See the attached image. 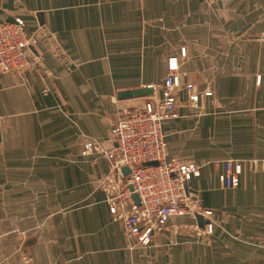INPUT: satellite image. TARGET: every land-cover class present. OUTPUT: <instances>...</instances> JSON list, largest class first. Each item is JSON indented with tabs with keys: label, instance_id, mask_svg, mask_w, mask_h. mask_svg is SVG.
<instances>
[{
	"label": "crops",
	"instance_id": "1",
	"mask_svg": "<svg viewBox=\"0 0 264 264\" xmlns=\"http://www.w3.org/2000/svg\"><path fill=\"white\" fill-rule=\"evenodd\" d=\"M15 17L39 61L0 73V264H264V0H0ZM169 57L191 88L162 124L166 160L205 161L187 184L214 228L175 217L141 246L110 214L103 152L145 100L117 92H157ZM225 158L258 160L225 188Z\"/></svg>",
	"mask_w": 264,
	"mask_h": 264
},
{
	"label": "built area",
	"instance_id": "2",
	"mask_svg": "<svg viewBox=\"0 0 264 264\" xmlns=\"http://www.w3.org/2000/svg\"><path fill=\"white\" fill-rule=\"evenodd\" d=\"M39 34L38 28L30 29L21 18L0 20V73L22 76L35 68L39 56L31 50L39 41ZM176 63L175 57L167 61L172 70L163 78L159 98L150 96L114 121L110 134L115 145L103 152L111 162L112 175L108 181L113 184L108 187L107 196L110 214L121 221L126 239L141 246L148 245L170 219L201 213L200 200L185 187L192 177L200 175L201 167L165 158L162 124L177 116L180 77L173 69ZM97 146L94 139H86L81 154L88 155ZM151 161L157 164L144 165ZM123 167L128 168L127 174L123 173ZM224 171L225 186H237L240 167L227 161ZM132 193L138 203L132 199ZM205 230L211 232L210 222Z\"/></svg>",
	"mask_w": 264,
	"mask_h": 264
},
{
	"label": "rangeland",
	"instance_id": "3",
	"mask_svg": "<svg viewBox=\"0 0 264 264\" xmlns=\"http://www.w3.org/2000/svg\"><path fill=\"white\" fill-rule=\"evenodd\" d=\"M181 49H184V47H181ZM181 49H180V55L181 56H184V54H181ZM170 58V57H169ZM169 58H167V61H168V59ZM176 58V57H175ZM176 61H177V59H176ZM173 69L177 72V69L175 68V66L173 67ZM169 70H172V69H169L168 68V65H167V72H166V74L169 72ZM178 73V72H177ZM166 74H165V76H166ZM178 75H179V77H180V73H178ZM164 76V77H165ZM259 80H260V78L259 77H257V79H256V81H258L259 82ZM189 85V86H188ZM161 87H162V84H161V86H160V88L157 90V92H153L152 91V94H150V95H148V96H145V100L147 99V98H149L150 96H152L151 98H159L160 97V95H161ZM185 88V89H190L191 88V85L190 84H185V85H182L181 84V81H180V86H179V91H181V89L182 88ZM179 93V92H178ZM144 100V101H145ZM141 105V104H140ZM139 105V106H140ZM138 107V106H137ZM134 108V107H133ZM132 109V108H131ZM124 113V112H123ZM122 113V114H123ZM121 114V115H122ZM120 115V116H121ZM119 116V117H120ZM118 117V118H119ZM117 118V119H118ZM116 119V120H117ZM115 120V121H116ZM163 132V131H162ZM163 137H164V135H163ZM165 140V139H164ZM166 143V142H165ZM165 158H166V152H165ZM234 160L236 161L237 160V162H238V164H235L236 162H234ZM254 160H258V159H247V158H236V159H232V158H225L224 160H223V163H224V168H225V163L227 162V161H229V162H231L232 164H234L235 166H238V167H240L239 165H242V164H247V165H253V164H251ZM176 162H181V163H190V162H193L192 160H183V161H178V160H176ZM193 163H195V164H197L198 166H200L201 167V169L203 168V166H204V164H205V161H199V162H197V161H195V162H193ZM201 173V172H200ZM224 173H225V171H223V175H222V178H223V184H224V187L225 188H234V187H236V186H234V187H226L225 186V181H224ZM200 176V175H199ZM199 176H196V177H192L190 180H192L193 178H197V177H199ZM127 178V175L126 176H124V180ZM238 182H239V178H238ZM238 185V184H237ZM186 186H187V191H188V184H186ZM189 192V191H188ZM192 194V193H191ZM193 195H196V194H193ZM196 197L200 200V198L196 195ZM200 209H201V213L200 214H194V215H186V216H191V217H194L195 219H196V216L198 215V216H200L201 218H202V220H204V215L206 216V219L207 220H205V221H203V223H201L203 226H204V228H205V226H206V224L208 223V222H210L211 223V225H212V230H211V232H207L208 234H210V233H212V231H213V228H214V221H212V219H211V216H212V211L210 210V211H205L204 209H203V207H202V205H201V200H200ZM204 212H205V214H204ZM211 212V213H210ZM183 217V216H182ZM115 219V218H114ZM116 220V219H115ZM197 224H198V222H197ZM177 225H179L178 223H177ZM180 226V225H179ZM178 226V227H179ZM201 226V225H200ZM198 228H199V226H197ZM197 227H193L194 229H198Z\"/></svg>",
	"mask_w": 264,
	"mask_h": 264
},
{
	"label": "water",
	"instance_id": "4",
	"mask_svg": "<svg viewBox=\"0 0 264 264\" xmlns=\"http://www.w3.org/2000/svg\"><path fill=\"white\" fill-rule=\"evenodd\" d=\"M150 94H152V88L149 86L148 87L143 86V87H137V88H133V89H125V90L118 91L117 92V98L118 99L136 98V97L148 96ZM156 164H157L156 161L144 163V165H156ZM122 171L124 174H127L129 172L127 167H123ZM185 187H187L186 183H185ZM128 188L130 191L132 190L131 186H129ZM131 197L134 200V202L138 203V198H137L136 194L132 193ZM196 221L198 222V224L203 223L202 218L198 215L196 216Z\"/></svg>",
	"mask_w": 264,
	"mask_h": 264
}]
</instances>
